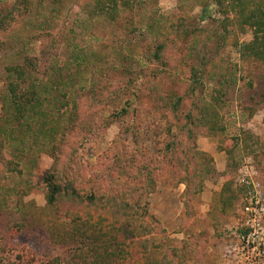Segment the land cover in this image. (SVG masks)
Returning a JSON list of instances; mask_svg holds the SVG:
<instances>
[{"label": "rangeland", "instance_id": "1", "mask_svg": "<svg viewBox=\"0 0 264 264\" xmlns=\"http://www.w3.org/2000/svg\"><path fill=\"white\" fill-rule=\"evenodd\" d=\"M132 2L120 22L105 24L88 19L84 0L61 5L0 0V19L10 20L0 31V93L3 65L13 57L25 61L28 56L42 73L55 61L79 55L76 61L85 59L82 68L90 61L78 98L79 119L83 127H93L90 134L76 129L65 139L56 161L44 152L26 151L20 172L0 181V253L24 246L39 257L58 256L61 264H93L94 254L79 248L77 238L61 240L57 230L26 223L27 213L45 210L44 178L50 170L65 173L83 192L122 195L136 186L147 207L139 223L153 227L143 237L160 247L154 251L157 258L176 250L185 264H264V212L259 209L264 207V63L243 61L232 44L235 37L250 41V31L226 33L214 0ZM158 41L166 48L163 62L156 63L149 53ZM96 70L101 73L93 77ZM216 89L223 93L217 106L223 130L212 132L197 119L186 125L184 112L210 101ZM171 92L183 98L180 121L157 100ZM225 147L232 148L231 155ZM194 150L211 156L214 166L197 178L199 192H191L193 186L176 172ZM142 166L153 170L154 191L142 190L146 180L136 176ZM120 167L127 175L115 180ZM226 181L241 189L227 212L220 208ZM252 229L258 231L254 238L247 236Z\"/></svg>", "mask_w": 264, "mask_h": 264}, {"label": "trees", "instance_id": "2", "mask_svg": "<svg viewBox=\"0 0 264 264\" xmlns=\"http://www.w3.org/2000/svg\"><path fill=\"white\" fill-rule=\"evenodd\" d=\"M63 1L51 0V3L61 5ZM214 4L222 16L221 25L226 33L232 28L237 34L246 33L248 30L251 33V40L248 42L240 43L236 37L232 41L240 58L243 61L264 63V0H214ZM84 6L89 20L117 24L123 11L130 10L133 2L84 0ZM9 22L7 16L2 17L0 31H5ZM127 25L132 30L133 23L128 22ZM165 48L166 43L158 41L154 50L149 53L151 60L156 63L163 62L162 52ZM77 56L79 55L70 61H55L42 73L37 71L35 62L28 56L25 61L13 57L12 61L3 65L4 86L0 93V181L9 173L20 172L19 162L26 155V151L44 152L56 161L63 152L65 139L70 135L74 136L76 129L81 132L87 130L89 134L93 132V127H83L78 113V98L82 96L83 76L87 70L85 67L90 61H86L87 64L82 68L85 59L76 61L79 58ZM94 73L101 72L96 70L91 74ZM96 83H99V79ZM220 93L221 89H216V95H212L210 101L188 108L182 116L184 123L189 125L197 119L198 123H204L212 132L222 131L223 128L218 123L217 109L222 104ZM157 100L163 101L174 118L181 120L182 113L179 111L183 107L182 96L171 92ZM10 131H14L11 136ZM80 138L84 141L88 137ZM6 146H13L9 155L3 153ZM225 151L228 155L232 154V148L225 147ZM193 152V158H186L176 172L179 175L182 173L180 176L185 178L186 184L193 186L191 192H199L201 183L197 178L207 176L214 170V166L211 165L212 157L207 153L196 150ZM192 165L194 168H190ZM149 169L142 166L136 174L138 179L143 182L146 180L142 189L145 192L155 190V181L151 177L153 170L150 167ZM118 174L115 180L127 175L124 167H120ZM66 178L63 172L48 171L44 178L47 187L43 207L45 210L37 215L26 212V223H33L48 232L57 230L61 240L71 237L69 240L75 241L74 238H77L79 248H90L94 254L93 264H185V256L180 259L179 251L176 250L172 255L163 252L157 258L154 251H158L160 247L150 245V240L143 237L153 227L139 223L147 213V207L145 204L141 205L139 189L136 186L127 189L122 195L93 189L83 192L74 181H67ZM240 191V188H233L230 181H226L220 192L221 210L226 211L238 198ZM36 261L39 264H61L58 256L39 257L24 246L9 247L4 253H0V264Z\"/></svg>", "mask_w": 264, "mask_h": 264}, {"label": "built area", "instance_id": "3", "mask_svg": "<svg viewBox=\"0 0 264 264\" xmlns=\"http://www.w3.org/2000/svg\"><path fill=\"white\" fill-rule=\"evenodd\" d=\"M244 169L246 170V167H245ZM242 180L245 181L244 178H243ZM245 183H248V181L246 180ZM257 202H258V201H255V203H257ZM245 207H246V209H249L247 206H245ZM259 209H260L262 212H264V207H263L262 205L259 207ZM252 220H253V221H256V223H254V225L259 226L260 221H259V219H256V216H255V215H253ZM248 232H249V233L247 234V236L252 237V238L256 237L257 234H258V231H257L256 229H252L251 231H248ZM263 244H264V242H263Z\"/></svg>", "mask_w": 264, "mask_h": 264}]
</instances>
